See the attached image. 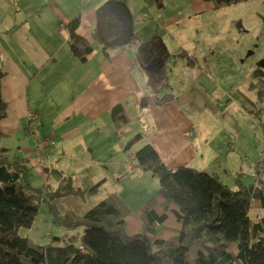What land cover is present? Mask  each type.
Returning <instances> with one entry per match:
<instances>
[{
	"label": "crops",
	"instance_id": "crops-1",
	"mask_svg": "<svg viewBox=\"0 0 264 264\" xmlns=\"http://www.w3.org/2000/svg\"><path fill=\"white\" fill-rule=\"evenodd\" d=\"M207 2L0 0V98L6 104V114L0 119V131L4 137L21 129L27 143L24 147H17L19 157L7 156L8 159L25 163L28 176L33 172L46 183L57 186L61 178L67 176L73 184L81 186L102 181L99 190L104 189L107 176L119 178L124 165L138 175H144L134 181L148 179L145 182L154 184L150 172L136 167L134 153L145 144H150L170 169L188 166L195 158L199 167L194 168L201 171L212 167L211 170L217 172H210L216 173L220 179L219 172L226 176L230 169L234 176L243 167L249 169L250 166L245 165L249 162L248 156L232 158L233 142L239 132L237 119H241L244 125L246 123L250 130L252 126L256 128L252 133L257 138L255 148L258 149V145L264 142V123L260 125V132L256 117L262 112L255 116L248 109L244 101H252L251 98H243L246 94L240 89L242 82L225 86L234 91L236 98H225L224 102L209 98L214 93L222 97L226 95L224 90L217 92L213 89L211 73H214V61L211 55L216 49H226L231 53L232 50L227 48L229 42L221 41L226 34L211 30L202 33L204 15L219 10L207 7ZM185 3L186 9L182 10ZM76 18L79 20L76 34L92 43V52L84 62L76 59L68 46V25ZM146 19L153 26L144 35L138 26ZM154 36L163 42L172 58L181 61L182 66L174 78L185 76V79L180 82L181 90L176 95L169 94L174 91L170 74L168 76L170 68L167 70L170 89L154 93L147 84L145 72L134 62L137 44ZM130 37H134L136 42L125 44ZM63 61L68 63L70 71L73 70V82L70 77L63 83L65 72L52 82V72ZM225 62L230 65L233 60L229 57ZM254 69L244 76L249 84L248 77ZM71 84H76L77 92L67 95ZM194 96L203 97L196 98L202 102L212 101L210 115L197 110L200 116L195 119L197 123L191 112L186 110L192 109L186 101ZM44 98H50L48 104ZM229 103L236 105L235 113ZM115 105H121V116L112 115ZM192 111L196 112V109ZM30 114L36 116L37 122H32ZM122 116L126 121L121 119ZM137 134L141 137L127 149V141ZM36 137H45L53 142L48 146L46 156L35 155ZM201 144L211 151L200 148L204 161L197 160L199 153L195 146L199 148ZM206 152L208 155L204 157ZM202 164L206 167H201ZM30 168L33 170L29 171ZM78 169L74 181L72 173ZM250 172L253 174L249 175L246 184L257 182L253 176L254 166ZM263 175L264 172L260 180L264 183ZM61 199L65 206L71 205L79 213L89 208L78 210L83 204L76 197ZM40 228H45L44 231L51 229L52 221L50 224L36 217L31 232L28 231L29 238L38 241L47 236L46 233L50 234L48 230L46 233L36 231Z\"/></svg>",
	"mask_w": 264,
	"mask_h": 264
},
{
	"label": "trees",
	"instance_id": "trees-1",
	"mask_svg": "<svg viewBox=\"0 0 264 264\" xmlns=\"http://www.w3.org/2000/svg\"><path fill=\"white\" fill-rule=\"evenodd\" d=\"M241 1L245 0H208L207 7L221 9ZM78 24L76 18L68 25V46L84 62L92 43L76 34ZM134 42L130 37L124 43ZM167 56L165 45L155 36L135 48L134 62L154 93L170 89ZM248 79L250 86L256 79L262 81L264 71L255 68ZM111 113L122 114L121 105ZM5 114L6 104L0 98V119ZM2 136L0 131V264H264V183L258 165L256 183L246 184L243 174L236 172L230 187L215 173L191 166L168 168L145 144L134 153L136 167L150 172L158 188L140 206L132 208L111 192L83 213L71 205L61 211L59 199L85 200L97 193L102 181L81 186L63 176L55 187L33 185L26 164L8 159ZM140 137L128 140L126 148ZM42 200L54 224L82 227V232L53 236L48 243L34 241L28 233L20 235V228L29 230L33 225Z\"/></svg>",
	"mask_w": 264,
	"mask_h": 264
},
{
	"label": "rangeland",
	"instance_id": "rangeland-1",
	"mask_svg": "<svg viewBox=\"0 0 264 264\" xmlns=\"http://www.w3.org/2000/svg\"><path fill=\"white\" fill-rule=\"evenodd\" d=\"M181 9H186V3L181 6ZM204 26L201 29L202 33L208 32V30L216 31L218 33H224L226 34L225 38L221 41L223 42H229L227 44V48L232 50V53L226 49H216L214 54L211 55L212 60L214 61L212 65L214 68V73H211L212 75V85L213 89H215L217 92H221L222 90L226 91V95L224 97L216 95V93L213 94V96H210L209 98H217L226 100L225 98H236V94L231 89H226L225 86L230 85H238L242 82V85L239 87L244 93L246 94L243 98H251L252 102L244 101L248 109L250 108V111L257 115L256 113L261 111L262 114L264 113V79L261 81L260 79H256L253 84L250 86L249 83L246 81V76L249 71H251L254 68H261L264 71V0H245L238 2L236 4H232L230 6L221 8L219 10L211 11L207 15H204ZM142 24V26H140ZM139 28L144 35L149 33V29L153 26V23L146 19L144 23H140ZM229 34V35H227ZM199 57V55H196ZM62 57V55H59V58ZM172 53H168V57L166 58V65L167 68H170L168 71V76L170 74V83L173 85L174 88L173 92H169V94L176 95L181 89L180 82L185 79V76H182L176 80L174 78V74L177 72L178 68L181 67V61L172 58ZM231 58L233 60V63L228 65L226 64L225 60L228 58ZM174 61V62H173ZM70 66L67 62L63 61L61 63V66L58 67V69L54 72L52 82H55L57 80V75H60L62 72L66 73V76L63 80L64 82H68L71 77V82H73L72 79V71L69 70ZM208 78V76L204 75ZM205 77H203L202 80H205ZM191 81V80H190ZM75 82V81H74ZM62 83V84H63ZM169 83V84H170ZM256 83V84H255ZM69 90H71L67 95H74L77 92L76 84H71L70 87H68ZM61 89V88H60ZM238 89V88H237ZM31 90V89H30ZM59 92V91H58ZM196 98H203V97H189L186 102H188V105L192 109H196V112H193L192 109H187L188 112H191V117L194 118H200L199 113L197 110H202L207 115H210L209 108L212 104V101H200ZM238 98H241L238 96ZM46 100V104L49 103L50 98H44ZM227 100V101H228ZM181 102V100H179ZM34 104V102L32 101ZM242 104L243 101H241ZM45 104V106H46ZM227 104V102H226ZM39 105V104H35ZM234 111H236V105L233 106V104H228ZM256 108V109H255ZM253 110V111H252ZM260 114L258 117H256L258 120V128L260 130V125L264 123V115L261 116ZM263 118V119H262ZM236 119V118H235ZM196 121V120H195ZM240 121V122H239ZM24 122V121H23ZM37 122V119H36ZM197 123V121H196ZM239 132L235 135V140L233 142V154L232 158L233 160L238 159V157L241 155L248 156L249 162H247L245 165L250 166L249 169L246 167H243L242 169L238 170V172H241L243 174V181L247 182L246 180L250 179L249 174L250 171H252V166L256 165H264V142L260 146L258 145V149L255 148V143L257 141L256 136L252 133V130L255 131L256 128L254 126L251 127L252 130L248 127V125L241 121V119H237ZM23 125V124H22ZM229 129V128H228ZM237 129V128H236ZM38 131V130H37ZM228 131V130H226ZM23 131L21 129L14 130L13 132H10L7 136L2 137L1 139V145L3 147L7 148L6 155L7 156H16L19 157L20 153H17V147L21 146L24 147L27 143L24 141V137L22 134ZM264 132V131H263ZM264 140V135L262 136ZM262 139V138H261ZM218 141V137H217ZM261 143V142H260ZM196 147V151L198 153L200 152V148L205 147L208 152H211L205 144H201L199 148ZM260 149V150H259ZM49 150V149H48ZM49 152V151H48ZM251 153V155L249 154ZM208 153L206 152L204 157H207ZM96 158V157H95ZM204 158H202L201 154L198 155V161H204ZM188 166L191 167H199L196 163V158L190 162ZM201 167H206L203 164ZM242 167V166H240ZM131 167L124 165L121 168V174L119 178H111L107 176L106 178V184L103 185L104 189L99 190L96 194H93L90 197H87L85 200H82V208L76 209L78 210H84L85 208L90 207V205H93L94 203H97L101 199H103L107 194L111 192H118L122 195V198L126 201L128 204L127 199L130 201L131 204H129L130 207L136 208L140 206L144 201H146L150 196H152L158 188L157 179L155 177V183L150 184L151 181L145 182V180L148 179H140L142 182L134 181L136 178H140L144 175H138V173L131 171ZM235 167L233 166L232 169ZM196 169V168H195ZM212 167H207L205 170H201L204 172L211 173L210 171L217 172L216 170H211ZM33 169L30 168L29 171H32ZM72 170V168H71ZM249 170V172H248ZM259 170V169H258ZM261 176L264 172V169L260 170ZM79 173L78 170H73V179L76 181L77 174ZM136 174V176H133V174ZM251 173V172H250ZM216 174V173H215ZM71 175V174H70ZM221 179L223 182L228 184L230 187L234 186V176L232 175L231 170H228V173L226 176H223L220 174ZM264 176V175H263ZM81 178V176L79 175ZM29 182H31L33 185H41V183H46L45 180L42 179L41 176L33 175V172L29 174L27 177ZM152 180V178L150 177ZM153 181V180H152ZM51 186H56L54 183H49ZM64 200L59 199L58 200V207L61 211L66 209V204H63ZM263 213V211L261 210ZM52 215L48 211L46 202L44 200L41 201L40 209L37 215L38 219H45L50 222ZM45 228L37 229L39 233H42ZM48 230V231H47ZM44 232L51 233L52 237L48 238L45 236L40 238L41 243H48L53 236H78L79 233L82 232L83 228L78 227L75 229H69L63 226L56 225L52 222V228L47 229ZM28 231L31 232V230H27L24 228H20L19 234L24 236L28 233ZM48 235V233H46Z\"/></svg>",
	"mask_w": 264,
	"mask_h": 264
},
{
	"label": "built area",
	"instance_id": "built-area-1",
	"mask_svg": "<svg viewBox=\"0 0 264 264\" xmlns=\"http://www.w3.org/2000/svg\"><path fill=\"white\" fill-rule=\"evenodd\" d=\"M30 118L33 121H36V116L34 114H30ZM53 144V142L48 139V138H41V137H36L35 138V155L39 156V155H44L46 156L48 154V146H51ZM258 167L261 169L264 168V165H258ZM258 168V169H259ZM261 169V170H262Z\"/></svg>",
	"mask_w": 264,
	"mask_h": 264
},
{
	"label": "water",
	"instance_id": "water-1",
	"mask_svg": "<svg viewBox=\"0 0 264 264\" xmlns=\"http://www.w3.org/2000/svg\"><path fill=\"white\" fill-rule=\"evenodd\" d=\"M174 213L179 217V215L174 211Z\"/></svg>",
	"mask_w": 264,
	"mask_h": 264
}]
</instances>
